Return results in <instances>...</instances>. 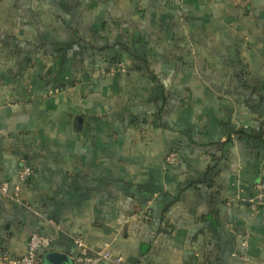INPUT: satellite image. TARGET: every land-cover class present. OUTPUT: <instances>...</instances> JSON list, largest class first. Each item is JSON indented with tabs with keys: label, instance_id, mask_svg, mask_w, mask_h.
<instances>
[{
	"label": "crops",
	"instance_id": "0c3cea01",
	"mask_svg": "<svg viewBox=\"0 0 264 264\" xmlns=\"http://www.w3.org/2000/svg\"><path fill=\"white\" fill-rule=\"evenodd\" d=\"M0 128V264H264V0H0Z\"/></svg>",
	"mask_w": 264,
	"mask_h": 264
},
{
	"label": "built area",
	"instance_id": "2783aa9c",
	"mask_svg": "<svg viewBox=\"0 0 264 264\" xmlns=\"http://www.w3.org/2000/svg\"><path fill=\"white\" fill-rule=\"evenodd\" d=\"M118 70L125 72V66L123 63L118 65ZM3 133V129L0 128V135ZM176 154H172L167 159L168 164H174L176 162ZM32 176V170L30 167L23 165L20 170V181L26 182ZM20 186L16 187V192L20 191ZM258 195L252 202L254 208L258 203L264 202V182L257 185ZM0 194L5 197H11L9 194V185L3 184L0 186ZM74 243L80 250L79 256L75 260V264H96L102 261L111 262L113 264H128L123 256L113 255L111 252L102 250H93L84 242L83 239L76 237ZM50 246V239L39 234H33L28 242L27 253L20 258H10L8 254H4V260H7L9 264H38V253L42 249H46Z\"/></svg>",
	"mask_w": 264,
	"mask_h": 264
},
{
	"label": "water",
	"instance_id": "95a60500",
	"mask_svg": "<svg viewBox=\"0 0 264 264\" xmlns=\"http://www.w3.org/2000/svg\"><path fill=\"white\" fill-rule=\"evenodd\" d=\"M45 260L48 264H74L67 255L58 252L46 254Z\"/></svg>",
	"mask_w": 264,
	"mask_h": 264
},
{
	"label": "trees",
	"instance_id": "16d2710c",
	"mask_svg": "<svg viewBox=\"0 0 264 264\" xmlns=\"http://www.w3.org/2000/svg\"><path fill=\"white\" fill-rule=\"evenodd\" d=\"M121 63H123V61L121 59L120 60H116V67H117V69H118V65L121 64ZM237 134L240 135V136H242V133L241 132H237Z\"/></svg>",
	"mask_w": 264,
	"mask_h": 264
}]
</instances>
